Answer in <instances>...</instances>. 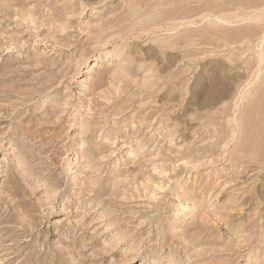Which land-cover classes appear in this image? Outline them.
I'll list each match as a JSON object with an SVG mask.
<instances>
[{"label":"rangeland","instance_id":"1","mask_svg":"<svg viewBox=\"0 0 264 264\" xmlns=\"http://www.w3.org/2000/svg\"><path fill=\"white\" fill-rule=\"evenodd\" d=\"M0 264H264V0H0Z\"/></svg>","mask_w":264,"mask_h":264},{"label":"snow or ice","instance_id":"2","mask_svg":"<svg viewBox=\"0 0 264 264\" xmlns=\"http://www.w3.org/2000/svg\"><path fill=\"white\" fill-rule=\"evenodd\" d=\"M214 86H215V82L214 80L211 79L208 80L204 85V87L207 88L209 91H211Z\"/></svg>","mask_w":264,"mask_h":264}]
</instances>
